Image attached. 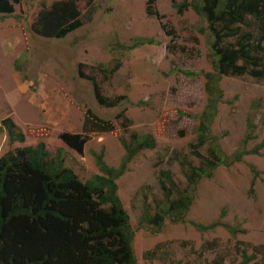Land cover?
Returning a JSON list of instances; mask_svg holds the SVG:
<instances>
[{
	"label": "rangeland",
	"instance_id": "rangeland-1",
	"mask_svg": "<svg viewBox=\"0 0 264 264\" xmlns=\"http://www.w3.org/2000/svg\"><path fill=\"white\" fill-rule=\"evenodd\" d=\"M54 1L22 0L13 13L0 14V127L10 117L25 134L24 142L10 144L6 129L0 131V157L9 149L44 141L51 158L61 149L64 165L85 183L100 174L96 154L103 151L105 162L119 167L126 153L121 139L130 141L133 132L151 133L156 147L141 150L117 180L131 215L138 264H212L217 256L225 257L224 264H238L239 247L246 246L251 254L252 245L264 244V148L260 154L253 152L264 140V78L222 76L223 94L210 136L229 157L246 153L242 161L221 164L213 177L203 178L185 219L167 218L157 231V226L141 222L146 208L154 214L165 200L157 181L160 170H170L177 186L185 189L190 165L201 164L192 150L198 116L210 99L206 74L215 72V36L192 8L177 11L174 1L186 0H155L159 17L147 14L146 0H76L82 25L63 37L48 38L35 33L32 24ZM246 31L259 34L258 23L248 18L241 25V33ZM81 70L97 79L105 95L128 99L118 106H101ZM88 108L116 127L87 132L80 153L61 134H83ZM122 112L128 126L119 117ZM211 146L207 141L201 153L208 156ZM251 166L259 172L253 194ZM193 221L220 224L200 230ZM213 239L219 246L201 255V245ZM239 241L249 245L237 246ZM263 261L258 254L249 264Z\"/></svg>",
	"mask_w": 264,
	"mask_h": 264
},
{
	"label": "trees",
	"instance_id": "trees-1",
	"mask_svg": "<svg viewBox=\"0 0 264 264\" xmlns=\"http://www.w3.org/2000/svg\"><path fill=\"white\" fill-rule=\"evenodd\" d=\"M21 1L0 0V14L13 13L14 5ZM89 1L92 3L94 0ZM146 4L149 16H160L154 6L155 0H146ZM174 4L179 13L192 8L207 20L215 36L212 47L217 60L214 64L215 72L206 74L210 99L205 110L198 116L197 143L192 150L201 164L190 165L186 172L188 186L185 189L177 186L170 170H160L157 181L165 200L154 214L146 208L141 222L157 226V231L167 218L176 221L185 219L203 178L213 177L221 164L230 167L242 161L246 153L238 151L229 157L210 136L223 94L219 84L222 76L249 75L256 79L264 78V0H186L181 3L174 1ZM81 15L76 0H56L39 11L32 28L44 37H63L82 25ZM248 18L258 23L259 34L253 31L241 33V25L247 23ZM227 37H237V41L225 43ZM144 42L139 41L137 44ZM80 74L92 83L94 96L101 106H118L128 99L126 95H105L95 77L84 74L82 70ZM119 117H123V125L128 126L130 120L125 113L122 112ZM115 127L113 122L88 108L84 133L65 131L61 139L82 153L87 132L113 131ZM3 129H6L10 144L25 141V134L17 130L12 118L7 117L2 121L0 131ZM130 138V141L121 139L126 153L120 166H109L102 151L95 155L100 174H95L85 183L71 168L64 165L61 149L56 158H51L44 141L9 149L4 153L0 157V264H138L133 248L135 231L131 215L120 197L117 180L141 150L156 147V138L151 133L141 135L136 132ZM209 140L212 146L210 154L206 156L200 148ZM263 148L264 140L253 152L260 154ZM251 170L254 179L250 193L253 194L254 180L259 172L254 166H251ZM192 223L200 230L220 224ZM228 227L232 235H235V229ZM217 243L216 239L205 241L201 245L200 254L217 248ZM241 244L249 245L237 242V246ZM252 248L251 254L246 246L238 248L241 253L238 264H249L258 254L264 257V244L252 245ZM224 262V256H217L212 264Z\"/></svg>",
	"mask_w": 264,
	"mask_h": 264
}]
</instances>
